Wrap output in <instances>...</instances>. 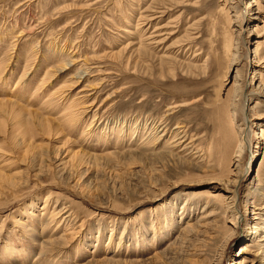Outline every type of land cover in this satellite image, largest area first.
Here are the masks:
<instances>
[{
    "label": "rangeland",
    "instance_id": "obj_1",
    "mask_svg": "<svg viewBox=\"0 0 264 264\" xmlns=\"http://www.w3.org/2000/svg\"><path fill=\"white\" fill-rule=\"evenodd\" d=\"M238 1L0 0V264H264V94L234 114L226 70Z\"/></svg>",
    "mask_w": 264,
    "mask_h": 264
},
{
    "label": "bare ground",
    "instance_id": "obj_2",
    "mask_svg": "<svg viewBox=\"0 0 264 264\" xmlns=\"http://www.w3.org/2000/svg\"><path fill=\"white\" fill-rule=\"evenodd\" d=\"M242 2L244 4V6H245V11L244 10H238V11L234 12V14H232V16H230V18L232 17V19H233V22H232L233 31H231V34H232V37L235 39V44H234V46L232 48L233 51L231 52V55H230V58H229L230 60L227 63L226 70H227V77H230V75H232V74L235 75V81H234V83L232 85V94L233 95H232V100H231L232 101L231 108L234 111V114L238 113L239 111L244 112L247 109L248 116H250L251 112H250L249 108H246L245 101L246 100H250V98L253 95H255V94H261V95L264 94V81H263L264 78H263V75H260V78L258 79L257 78L258 74L256 73L257 72L256 71L254 73L253 77L250 80V84L247 85V83H246V79L247 78H245L243 72L239 69L240 55H242V49H243V46L241 45V41L240 40H241L242 35L244 33H249L250 32V25L252 23H254V22H250V20H247L248 22L244 24L243 20L245 19V13L247 12L248 15L247 14L246 15L248 17L251 7H253L255 3L258 4L256 0H239L238 1V3H240V4ZM257 13H258V15H257V17H255V21L260 22L261 19H262L260 17V15H261L260 13L261 12L259 11ZM259 30H260V28H259ZM257 37H261V35L257 34ZM255 43L259 45V42H255ZM259 55H260L259 54V50L257 49L254 52V56L256 58H258ZM260 62L261 61L258 60L259 64H257V65H260ZM256 80H259V81L256 82ZM259 117L260 118H264V113L261 114ZM249 120H247V121L245 120L241 124V126L245 127L244 128L245 130L244 129H240V134H239V137H238V142H239L238 151L233 154L234 155V157H233V166L237 170L241 169L240 168V164L243 161L242 153L246 152V148L248 147V142L250 143V132L246 133V126H248V122H250ZM253 125H254V127H256L257 126L256 122ZM156 129H158V128H156ZM251 132L252 133L255 132L254 129H251ZM261 132H263V130H261ZM255 134H256V132H255ZM256 135L259 136V134H256ZM163 136H165V135H163ZM263 137H264V134L259 136V140L261 139L262 141H264ZM175 138H176V141L174 143L177 144L179 142L177 144V146L181 145L183 143V139L186 138V133L181 132ZM177 146L175 145V147H177ZM183 151H185V150H183ZM236 176L237 177H236L235 180H230L231 178H229V180L231 182L228 181L227 183L224 184L225 185L224 189L227 192L226 193V197H225V211L228 212V214H229V216L231 218V222L233 223L235 228L239 227V225H240L239 221L241 219V216H240V213H239L240 210L238 209V205H237L238 204L237 192L239 191L238 190L239 182H240V178L243 177V172H241L239 170L237 172ZM217 182H219V183L220 182H224V180L220 179V180H217ZM248 204H250V203L247 202V204H246L247 207H248ZM247 209L248 208H246V211H245L246 213L248 212ZM252 212H254V211H252ZM251 214H253V213H251ZM253 215L256 216V214H253ZM252 221H256V218H253ZM232 236H233V234H231L226 239V242H225V244L223 246L222 251L225 250V247L231 241ZM218 261L219 260L216 261L217 262L216 264H219Z\"/></svg>",
    "mask_w": 264,
    "mask_h": 264
}]
</instances>
